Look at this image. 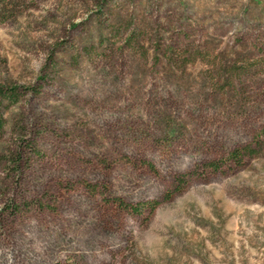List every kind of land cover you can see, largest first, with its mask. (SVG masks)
I'll return each mask as SVG.
<instances>
[{"label": "rangeland", "instance_id": "374dc122", "mask_svg": "<svg viewBox=\"0 0 264 264\" xmlns=\"http://www.w3.org/2000/svg\"><path fill=\"white\" fill-rule=\"evenodd\" d=\"M0 264H264V0H0Z\"/></svg>", "mask_w": 264, "mask_h": 264}, {"label": "trees", "instance_id": "16d2710c", "mask_svg": "<svg viewBox=\"0 0 264 264\" xmlns=\"http://www.w3.org/2000/svg\"><path fill=\"white\" fill-rule=\"evenodd\" d=\"M3 92V91H1ZM14 93H10V95L12 96ZM258 141V140H257ZM260 147V142H256V148L254 147H251V146H244L241 148V150H234L231 152L230 154V159L233 160V161H236L235 163L237 165H241L243 163V157L245 155H248V156H252L254 155V153L257 151L256 149ZM210 165L212 166H217V164L215 163H211ZM149 167H151V164H148ZM217 169V167H215ZM178 181H182V182H185V176H178ZM180 183V182H179ZM181 189L179 188L178 191H180ZM118 199V198H117ZM115 199L114 201H117L120 205L124 206L125 208H130L132 211L134 212H139L140 211V207L143 206V204H136V205H129L125 202H123L122 200L120 199ZM147 206H149V211H153L157 205V202L156 201H151V202H147L146 204Z\"/></svg>", "mask_w": 264, "mask_h": 264}]
</instances>
